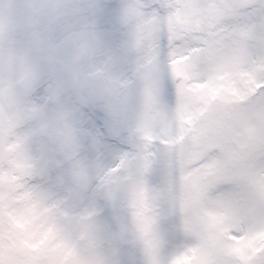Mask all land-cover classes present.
Segmentation results:
<instances>
[{
  "label": "snow or ice",
  "instance_id": "1",
  "mask_svg": "<svg viewBox=\"0 0 264 264\" xmlns=\"http://www.w3.org/2000/svg\"><path fill=\"white\" fill-rule=\"evenodd\" d=\"M139 6L105 176L135 249L116 264H264V0Z\"/></svg>",
  "mask_w": 264,
  "mask_h": 264
},
{
  "label": "clouds",
  "instance_id": "2",
  "mask_svg": "<svg viewBox=\"0 0 264 264\" xmlns=\"http://www.w3.org/2000/svg\"><path fill=\"white\" fill-rule=\"evenodd\" d=\"M139 5L0 0V264H116L130 249L106 141L126 115Z\"/></svg>",
  "mask_w": 264,
  "mask_h": 264
},
{
  "label": "rangeland",
  "instance_id": "3",
  "mask_svg": "<svg viewBox=\"0 0 264 264\" xmlns=\"http://www.w3.org/2000/svg\"><path fill=\"white\" fill-rule=\"evenodd\" d=\"M126 251H127V255L129 257H134L135 256V249L130 248V249H127Z\"/></svg>",
  "mask_w": 264,
  "mask_h": 264
}]
</instances>
